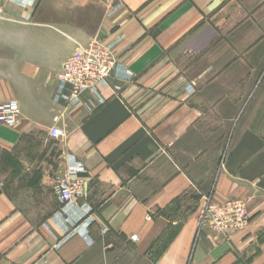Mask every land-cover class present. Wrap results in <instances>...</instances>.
I'll list each match as a JSON object with an SVG mask.
<instances>
[{"label":"crops","instance_id":"crops-1","mask_svg":"<svg viewBox=\"0 0 264 264\" xmlns=\"http://www.w3.org/2000/svg\"><path fill=\"white\" fill-rule=\"evenodd\" d=\"M94 40L115 67L74 92L57 74ZM10 99L0 264H264V0H0ZM206 198L246 227L198 232Z\"/></svg>","mask_w":264,"mask_h":264},{"label":"built area","instance_id":"built-area-1","mask_svg":"<svg viewBox=\"0 0 264 264\" xmlns=\"http://www.w3.org/2000/svg\"><path fill=\"white\" fill-rule=\"evenodd\" d=\"M116 61L111 50L98 41H91L80 45L75 52L62 64L57 78L69 84L74 92H80L97 83L104 82ZM19 115L18 102L14 99L0 102V125L14 127ZM63 131L54 126L50 129V137L59 138ZM79 183L71 182L68 178L59 179L57 191L64 206L73 204L79 194ZM198 232L207 227L212 232L229 237L243 230L249 222V215L245 202L229 200L221 204L213 203L206 198L205 205L197 213ZM131 236V241H136Z\"/></svg>","mask_w":264,"mask_h":264},{"label":"rangeland","instance_id":"rangeland-1","mask_svg":"<svg viewBox=\"0 0 264 264\" xmlns=\"http://www.w3.org/2000/svg\"><path fill=\"white\" fill-rule=\"evenodd\" d=\"M241 116V115H240ZM239 116V117H240ZM244 118H245V115H244ZM258 132H260L261 134H263L264 135V130H259ZM219 150H217V152H218ZM244 202V201H243Z\"/></svg>","mask_w":264,"mask_h":264}]
</instances>
